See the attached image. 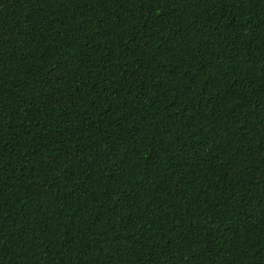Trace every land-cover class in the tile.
Returning <instances> with one entry per match:
<instances>
[{"label": "trees", "instance_id": "16d2710c", "mask_svg": "<svg viewBox=\"0 0 264 264\" xmlns=\"http://www.w3.org/2000/svg\"><path fill=\"white\" fill-rule=\"evenodd\" d=\"M0 264H264V0H0Z\"/></svg>", "mask_w": 264, "mask_h": 264}]
</instances>
